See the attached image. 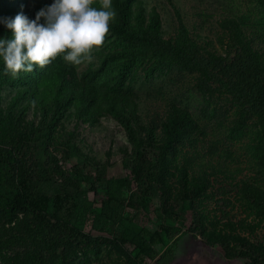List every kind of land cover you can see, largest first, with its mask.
I'll list each match as a JSON object with an SVG mask.
<instances>
[{
    "label": "rangeland",
    "instance_id": "obj_1",
    "mask_svg": "<svg viewBox=\"0 0 264 264\" xmlns=\"http://www.w3.org/2000/svg\"><path fill=\"white\" fill-rule=\"evenodd\" d=\"M53 3L0 0V39L12 36L3 21L18 14L34 20ZM128 19L135 32L205 58L221 57L220 70H252L257 54L264 59V0H131ZM92 56L79 66L58 58L15 77L5 74L0 60V168L44 191L51 209L72 201L75 215L77 243L57 262L43 264H154L132 242L143 228L156 230L162 208L184 217L188 229L174 264H212L211 251L222 264H247L242 252L263 262L260 117L221 90L198 92L194 68L111 30ZM165 103L191 116L165 151L170 197H148L149 208H134L147 198L143 165L140 178L129 174L123 183L122 200L107 208L110 180L126 177V153L145 149L140 135L170 141L161 128L169 114ZM15 217L0 213V237L26 230L24 217ZM3 243L0 264H24L27 247Z\"/></svg>",
    "mask_w": 264,
    "mask_h": 264
},
{
    "label": "trees",
    "instance_id": "obj_2",
    "mask_svg": "<svg viewBox=\"0 0 264 264\" xmlns=\"http://www.w3.org/2000/svg\"><path fill=\"white\" fill-rule=\"evenodd\" d=\"M130 5L131 0H115L119 22L111 24L112 33L141 45L153 46L155 50L168 54L178 63L194 68L199 74V78H196L198 82L195 84V89L198 92L211 95L215 89L221 90V93L230 96L237 104L246 106L248 111L257 114L264 126L263 55L255 56L254 64L256 66L252 70L234 65H231L227 71L217 69V63L221 62V57L205 58L203 55L192 53V51L187 52L183 48L162 43L156 35L154 36L150 32L133 31L129 26L128 19ZM212 64H214L213 67H211ZM164 106L169 114L161 123V128L167 136L170 135L168 138L170 141L163 138L158 140V137L153 139L149 133L140 135L139 143L145 149L138 151L135 155L126 153L124 157L126 177L124 180L123 178L110 180L107 197L103 201L107 208L122 200L123 183L125 187L129 174L134 176L139 173L140 178L143 170L140 167L143 165L147 169L146 177H144V181L148 183L145 196L147 198L134 208L136 210H141L143 206L149 208L148 197H170L167 188L169 173L164 164L171 157L165 151L171 146L173 134L177 135L180 130L182 131L186 127V121L191 120V116L187 110L180 106H170L167 103ZM141 133H143L142 130ZM151 156L154 158L152 159ZM101 180L104 181L105 178ZM74 193L69 188L66 195L71 197ZM71 203L72 201H64L56 209H51V198L44 191L22 181L19 177L11 176L8 172L4 173L0 168V213L8 217L23 216L26 221L23 225L27 227L22 233H14L5 238L0 237V242H4L3 244L6 246L25 245L27 249L22 252L24 264H43L46 259L53 263L57 262L61 252L77 243L78 240ZM166 204L167 200L164 201L163 206ZM158 213H160L161 222L156 230L151 231L143 228L138 234L133 235L132 243L139 249L140 254L153 261L154 264H171L176 258L175 250L179 242L188 231L186 221L184 217L173 213L172 209L165 213L164 208L158 209ZM238 256L246 259L247 264H258L248 253L242 252ZM260 264H264V260Z\"/></svg>",
    "mask_w": 264,
    "mask_h": 264
},
{
    "label": "clouds",
    "instance_id": "obj_3",
    "mask_svg": "<svg viewBox=\"0 0 264 264\" xmlns=\"http://www.w3.org/2000/svg\"><path fill=\"white\" fill-rule=\"evenodd\" d=\"M116 15L112 0H54L34 20L18 14L3 21L12 33L11 38L0 39L5 74L31 73L58 58L76 66L91 62Z\"/></svg>",
    "mask_w": 264,
    "mask_h": 264
},
{
    "label": "crops",
    "instance_id": "obj_4",
    "mask_svg": "<svg viewBox=\"0 0 264 264\" xmlns=\"http://www.w3.org/2000/svg\"><path fill=\"white\" fill-rule=\"evenodd\" d=\"M212 252H213V251L210 252L211 257L213 258L212 260H214V261H212V262H213L212 264H214V263H216V264H220L221 262H218V259H215L214 254H213ZM172 264H174V262H172ZM221 264H222V263H221Z\"/></svg>",
    "mask_w": 264,
    "mask_h": 264
}]
</instances>
